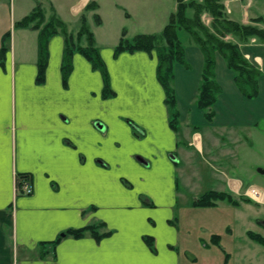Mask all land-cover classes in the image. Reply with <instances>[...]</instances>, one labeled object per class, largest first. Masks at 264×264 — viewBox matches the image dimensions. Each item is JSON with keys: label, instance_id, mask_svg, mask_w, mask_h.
I'll use <instances>...</instances> for the list:
<instances>
[{"label": "crops", "instance_id": "0c3cea01", "mask_svg": "<svg viewBox=\"0 0 264 264\" xmlns=\"http://www.w3.org/2000/svg\"><path fill=\"white\" fill-rule=\"evenodd\" d=\"M90 1L97 3L87 17L114 91L110 97L102 96V73L78 52L63 79L60 34L50 37L44 80L36 81L38 30L14 26L39 3L46 17L53 8L73 30ZM222 3L231 20L264 30V0ZM176 4L0 0V264L195 261L193 254H180L181 236L187 244L183 248L193 241L175 225V207L180 202L196 207L198 195L210 189L237 200L200 207L227 213L229 259L251 260V245L240 237L250 238L249 230L264 236V41L226 36L260 71L258 94L242 95L234 72L216 53L214 78L221 90L209 120L195 103L202 51L190 38L181 41L188 66L176 63L173 69L174 130L156 77L155 52L115 54L114 46L122 30L127 37L159 32ZM93 13L100 24L94 23ZM21 174L32 186L29 194L16 190ZM94 223H102L100 233H109L98 239L89 232L62 235L51 243L67 229ZM216 234L211 239L219 243ZM144 236L152 237L153 249ZM203 247L209 253L203 256L212 257L213 250Z\"/></svg>", "mask_w": 264, "mask_h": 264}, {"label": "trees", "instance_id": "16d2710c", "mask_svg": "<svg viewBox=\"0 0 264 264\" xmlns=\"http://www.w3.org/2000/svg\"><path fill=\"white\" fill-rule=\"evenodd\" d=\"M176 8L172 11L163 28L156 33H137L132 37L125 35L122 30L118 43L114 46V53L144 51L156 54V77L164 89V102L168 107L169 125L176 130L178 126V111L173 89L174 65L176 63L188 66L184 57V46L179 38V30L185 31L190 39L198 45L203 54V65L195 97L197 106L204 110L206 118L213 117L212 105L216 102L220 93V86L214 78L215 56L219 53L229 69L234 72V82L238 89L247 98H253L258 94L257 78L260 71L250 63L242 54L239 44L226 39L227 35L236 36L244 41L249 37L256 36L264 41V30L253 24H243L231 20L226 12L222 0H176ZM97 3L90 1L77 19L76 29L68 30L67 25L51 9L49 16H45L44 10L36 3L29 13L16 21L14 26L38 30L37 38V75L36 81L42 82L48 62V41L50 37L60 34L63 37L64 47L61 60L62 77L65 80L72 69V57L75 52L83 55L91 64L92 68L99 70L103 77L102 96L110 97L114 91L110 87L106 65L96 45L93 31L88 22L87 12L95 10ZM188 11H192L191 15ZM210 15L211 21L206 25L202 20V14ZM95 24L101 23L97 13H93ZM3 44L1 51L5 50ZM27 177V174L18 175L16 185L20 186L19 178ZM217 200H225L236 204L237 200L231 194L224 191L206 190L194 201L198 207H211ZM102 223L89 224L81 228H70L60 234L52 244L62 238V235L79 237L89 232L95 238L107 235L109 232L100 233L98 230ZM247 235L255 242L264 245V236L254 231H247ZM215 237H219L218 234ZM144 239L153 247L150 236Z\"/></svg>", "mask_w": 264, "mask_h": 264}, {"label": "rangeland", "instance_id": "374dc122", "mask_svg": "<svg viewBox=\"0 0 264 264\" xmlns=\"http://www.w3.org/2000/svg\"><path fill=\"white\" fill-rule=\"evenodd\" d=\"M188 13H192V11H188ZM202 20L206 25L210 24L211 17L208 13L204 12L202 14ZM179 38L185 43V41L190 38L189 35L183 31L179 30ZM228 36V35H227ZM226 39L232 40L229 37ZM195 205V204H194ZM196 206V205H195ZM209 212H203L200 207L191 206V203L183 204L179 203L175 207V216L174 220L175 225L180 230H187L189 239L193 241L188 245V247L183 248L187 245L183 243V235L182 237V245H180V254L186 255L189 257V254H193L197 256L195 261L186 260V264H262L264 258V246L253 241L250 238H247L241 234V239H246L245 241H249L251 245V260H230L228 254L230 252V238L225 232V226L230 222L228 220V216L226 212H216L215 209L208 210ZM217 215V216H216ZM217 217V219H214ZM238 228V227H236ZM246 228V227H245ZM239 229V228H238ZM241 229V228H240ZM243 229V228H242ZM183 232V231H182ZM213 233H218L221 235V239L218 242H214L211 237ZM235 244L236 241L239 240V237L233 238ZM236 240V241H235ZM185 242V241H184ZM196 245L200 248L196 249ZM204 245L210 247L213 250V253H210L212 257H204L203 254L207 253L204 249ZM190 249L191 251L187 250ZM187 250V251H186Z\"/></svg>", "mask_w": 264, "mask_h": 264}, {"label": "built area", "instance_id": "2783aa9c", "mask_svg": "<svg viewBox=\"0 0 264 264\" xmlns=\"http://www.w3.org/2000/svg\"><path fill=\"white\" fill-rule=\"evenodd\" d=\"M21 182L20 186H17V192L18 193H23V194H29L32 191V186L31 184L28 182V180L26 179V177H21L19 178Z\"/></svg>", "mask_w": 264, "mask_h": 264}]
</instances>
